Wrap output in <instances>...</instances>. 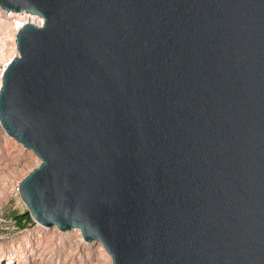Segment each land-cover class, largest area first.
I'll return each instance as SVG.
<instances>
[{
	"label": "water",
	"instance_id": "obj_1",
	"mask_svg": "<svg viewBox=\"0 0 264 264\" xmlns=\"http://www.w3.org/2000/svg\"><path fill=\"white\" fill-rule=\"evenodd\" d=\"M27 13L0 126L32 221L111 264H264V0H0Z\"/></svg>",
	"mask_w": 264,
	"mask_h": 264
},
{
	"label": "rangeland",
	"instance_id": "obj_2",
	"mask_svg": "<svg viewBox=\"0 0 264 264\" xmlns=\"http://www.w3.org/2000/svg\"><path fill=\"white\" fill-rule=\"evenodd\" d=\"M0 10L1 76L8 60L16 54L10 39L12 28L27 22L24 15H30ZM38 163L31 150L23 148L0 126V264H111L101 243L83 242L79 230L61 232L32 221L19 197L18 186ZM19 215L28 218L19 224Z\"/></svg>",
	"mask_w": 264,
	"mask_h": 264
},
{
	"label": "bare ground",
	"instance_id": "obj_3",
	"mask_svg": "<svg viewBox=\"0 0 264 264\" xmlns=\"http://www.w3.org/2000/svg\"><path fill=\"white\" fill-rule=\"evenodd\" d=\"M0 12H2V11L0 10ZM19 14L21 15V14H27V13H19ZM4 15H6V16H8V17L15 16L14 13H4ZM24 17H27V18H28L27 22H31V23L36 24V25H39V24L41 23V20L39 19V20L36 21L35 19H37V18H35L34 16L31 17V15H30V16H26V15H24ZM33 17H34L35 19H33ZM25 22H26V21H25ZM22 24H23V23H22ZM20 26H21V25H18V26H15V27L12 28L11 38H10L12 42L14 41V37H15L16 31L20 28ZM0 77H1V76H0ZM99 249H100V247H99Z\"/></svg>",
	"mask_w": 264,
	"mask_h": 264
},
{
	"label": "trees",
	"instance_id": "obj_4",
	"mask_svg": "<svg viewBox=\"0 0 264 264\" xmlns=\"http://www.w3.org/2000/svg\"><path fill=\"white\" fill-rule=\"evenodd\" d=\"M28 217L25 216V215H19L17 218H16V221H18V223H22L24 220H26Z\"/></svg>",
	"mask_w": 264,
	"mask_h": 264
},
{
	"label": "built area",
	"instance_id": "obj_5",
	"mask_svg": "<svg viewBox=\"0 0 264 264\" xmlns=\"http://www.w3.org/2000/svg\"><path fill=\"white\" fill-rule=\"evenodd\" d=\"M21 27V26H20Z\"/></svg>",
	"mask_w": 264,
	"mask_h": 264
}]
</instances>
